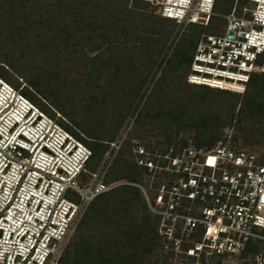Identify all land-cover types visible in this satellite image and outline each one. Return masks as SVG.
I'll return each instance as SVG.
<instances>
[{
    "label": "built area",
    "instance_id": "1",
    "mask_svg": "<svg viewBox=\"0 0 264 264\" xmlns=\"http://www.w3.org/2000/svg\"><path fill=\"white\" fill-rule=\"evenodd\" d=\"M144 1L178 25L223 20L218 33L196 39L188 88L243 94L251 76L264 73V0L227 13L214 10L216 0ZM24 85L0 76V264H62L92 202L120 185L143 194L168 257L163 264H264V155L229 138L212 147L188 139L164 150L133 139L134 163L158 184L151 198L142 182H105L124 137L107 142L89 171L91 148L58 111L51 115L26 96ZM196 201L204 204L199 216ZM253 241L262 246L252 249ZM249 250L241 263L228 260Z\"/></svg>",
    "mask_w": 264,
    "mask_h": 264
},
{
    "label": "trees",
    "instance_id": "2",
    "mask_svg": "<svg viewBox=\"0 0 264 264\" xmlns=\"http://www.w3.org/2000/svg\"><path fill=\"white\" fill-rule=\"evenodd\" d=\"M245 3L232 0L229 11ZM174 24L144 0H0V72L16 87L24 76L23 93L51 115L49 107L62 112L68 122L61 123L91 148L92 171L143 99L140 92ZM208 24H195L182 48L175 46L138 112L137 122L167 132L160 150L188 139L206 147L226 138L232 145L264 142V73L253 74L243 94L212 89L201 97L186 86L196 39ZM123 160L139 168L140 182L144 168ZM118 188L119 195L101 200ZM105 193L90 205L62 264H163L168 257L140 189L120 185Z\"/></svg>",
    "mask_w": 264,
    "mask_h": 264
},
{
    "label": "rangeland",
    "instance_id": "3",
    "mask_svg": "<svg viewBox=\"0 0 264 264\" xmlns=\"http://www.w3.org/2000/svg\"><path fill=\"white\" fill-rule=\"evenodd\" d=\"M231 5H232V0H219L217 2V4L214 6V10L218 11V12H222V13H227L230 10ZM222 24H223V20L221 18L216 17V19L212 18L210 21V24H208V26H206L205 28H202V29L206 33L216 34L219 31V26H221ZM172 27H173L172 33L169 34V36L166 40V44L164 46V50H163L164 53H162V55H160V57L157 60V63L152 67L150 75L148 76L147 81L144 84L142 91L140 92V95L141 96L143 95L142 96L143 99L138 98L135 101L134 105L132 106V108H133L132 112L130 114H128V116L124 120L120 130L116 134V137L118 135H121L122 137H124V140L122 142V146H121L120 150L117 151L116 156L111 160V164L109 165L107 173L105 175V182H111V181L119 179V178H125V179H127V181L128 180H133L136 182L139 181V176L137 175L139 168L137 166L127 167L124 163V160H123V158H124L128 162H135V155L132 153V147H134V143H132L133 139L138 140L139 144L143 145L147 149H152L153 147L154 148L157 147V145H164L165 144L164 133L166 134L167 132L163 133L162 132L163 129L161 130L160 128L155 127V125L147 126L145 124H141V123L137 122L136 118H137L139 110L141 109V107L144 104L147 96L149 95L150 91L152 90L155 80L159 76L161 69L163 68L164 64L166 63L165 59H167L170 56V54L173 51V49L175 48V46H176V50L181 49L182 46L185 44L186 39L190 36V34L195 33L194 30L196 28L195 24H188L187 26H184V25H178L176 23ZM172 27H169V28H172ZM95 53L96 52L88 51L87 54L89 56H92ZM0 64H2V63L0 62ZM5 67L8 68L7 66H5ZM159 69H160V71H159ZM8 70H9V68H8ZM0 76L11 83L10 79L6 75H4L3 73L0 72ZM19 76L20 77H18V78L16 77L17 81L25 84L26 83L25 77L21 76V75H19ZM184 89H185V86H184ZM188 90L190 91V94H195V95H198L201 97H208L210 95V92L207 90L198 89L196 91L192 88L191 89L188 88ZM193 91H196L198 93L193 92ZM26 93L24 92L25 95H27L30 99H32L29 96V94L28 93L26 94ZM223 93H225V92H223ZM34 102L37 105H39L36 101H34ZM135 106H137V107L135 108ZM39 107H41V106L39 105ZM49 108L52 111L53 110L58 111L61 115H63L62 112H60L56 107L55 108L49 107ZM63 117H64V115H63ZM92 118H93V116H91V119L89 121H92ZM82 131L88 136L94 135V133H92V131L87 127H83ZM237 147L239 149L241 148L245 151L257 152L260 155H264V142L260 143L259 145H250V144H245L243 142L238 141ZM92 163L94 164L93 169H95L96 166L98 165L97 163H99V162H92ZM140 182H142L144 184V186L146 187V190L149 192L150 197L153 198L154 193L156 191L155 188L158 187L157 186L158 184H156V182L153 180L152 175L143 173ZM121 191H122V188H118L112 192L105 193L103 196H101V200L103 198H106L107 196L108 197L114 196V195L117 196L121 193ZM134 194H137L135 189H134ZM74 198H75V196L72 197V199H74ZM203 205H204L203 203L196 201L193 205V214L196 216H199ZM261 246H262V244L258 241H253L251 244L252 249L257 248V247H261ZM247 254H249L250 257H252V251L249 250V251H247V253L242 254V255H233V257H235V258H229L228 260H233V262L241 263L242 262L241 258L247 257L248 256ZM153 258L154 257H152V259ZM146 264H158V263H154V261L153 260L151 261V259H150V261L148 260L146 262ZM224 264H230V261H226Z\"/></svg>",
    "mask_w": 264,
    "mask_h": 264
}]
</instances>
